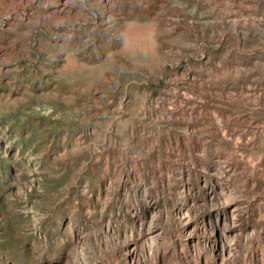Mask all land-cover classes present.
Here are the masks:
<instances>
[{
  "label": "rangeland",
  "instance_id": "1",
  "mask_svg": "<svg viewBox=\"0 0 264 264\" xmlns=\"http://www.w3.org/2000/svg\"><path fill=\"white\" fill-rule=\"evenodd\" d=\"M0 264H264V0H0Z\"/></svg>",
  "mask_w": 264,
  "mask_h": 264
}]
</instances>
